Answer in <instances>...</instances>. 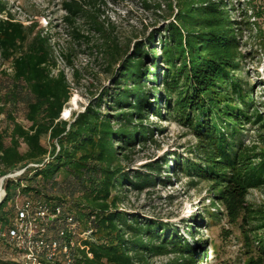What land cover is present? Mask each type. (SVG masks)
<instances>
[{"label":"rangeland","instance_id":"obj_1","mask_svg":"<svg viewBox=\"0 0 264 264\" xmlns=\"http://www.w3.org/2000/svg\"><path fill=\"white\" fill-rule=\"evenodd\" d=\"M68 1L0 0L5 10L0 19L10 15L25 26L36 25L35 33L49 37L57 64L53 73L63 71L73 89L62 114L68 122L105 99V92L114 87L113 73L132 53L134 43H142L144 51L151 53L144 58L143 70H149L144 87L150 92L155 77L156 90L149 100L160 113H149L144 121L153 131L152 141L141 146L136 143L121 164L130 173L145 172V164L170 158L171 170L161 173L168 178L166 185L155 183L143 191L122 189L119 209L170 228L174 235L160 230L159 234L177 236L190 253L181 254L170 246L162 254H147L146 264H187L180 256H191L192 264H264V0H78L84 12L74 28L82 38L74 36L65 21L63 3ZM209 4L219 10L218 21L206 23L210 27L206 32L225 35L232 43L217 51L225 62L221 67H228L229 73L223 72L222 80L207 81L201 89L204 92L211 84L208 92L220 93L212 94L215 107L208 103L210 93L185 82V75L178 79L176 71L164 72L162 60L158 70L151 68L158 61L163 37L156 35L152 42L153 29L175 23L182 12L202 17V8ZM147 6L158 9L147 10ZM213 14L205 16L210 19ZM167 16H171L169 21H163ZM102 36L121 50L122 58L111 69L101 46ZM188 63V59L182 61V65ZM4 72L11 74L12 69L0 57V81L6 80ZM165 79L173 85H167ZM233 83L238 87L233 88ZM110 106L108 101L102 112L115 114ZM9 113L28 125L24 107L8 106L0 117V133L10 129ZM43 143L51 151L47 140ZM6 176L0 173V179ZM5 208L9 210L8 202ZM9 252L0 249V261L6 262Z\"/></svg>","mask_w":264,"mask_h":264},{"label":"trees","instance_id":"obj_2","mask_svg":"<svg viewBox=\"0 0 264 264\" xmlns=\"http://www.w3.org/2000/svg\"><path fill=\"white\" fill-rule=\"evenodd\" d=\"M63 7L67 12L65 21L73 28V35L82 38L74 26L83 16L84 6L78 0H69ZM150 9L158 8H147ZM202 9V17L198 13L185 15L186 12H182L174 18L175 23L160 27L162 29L155 28V33L150 34L152 42L156 35L163 36L158 61L151 68L158 70L162 60L166 67L164 72L176 71L178 79L185 75V82H193L200 92L207 81L222 80L220 75L229 73L227 66L221 67L225 62L217 51L232 45L227 36L205 30L210 28L205 26L206 23L213 19L218 21L219 10L213 4ZM212 11L213 18H207L205 15ZM4 12L0 5V13ZM170 18L164 17L163 21ZM35 28L36 25L25 26L10 15L0 19V57L9 62L12 69L11 74L4 72L6 80L0 81V117L8 106L14 109L22 106L28 124L18 122L9 113L10 129L5 134L0 133V173L25 169L21 176L4 183L7 198L0 204V221L10 214L5 205L12 198L15 187L22 196L62 205L67 212L90 223L94 240L85 244L92 258L78 253L74 264H146L147 254H162L170 246L181 254L190 253L189 247L182 246L177 236L163 238L159 234L160 230L165 235H174L170 228L119 209L123 202L122 189L130 187L143 191L155 183L166 185L168 178H163L161 173L171 170L170 158L145 164V172L130 173L121 164L122 159H128L126 153H131L136 143L141 146L152 141L153 131L144 125V121L148 120L149 113H160L158 108H152L155 104L149 100L156 90L155 77L150 92L147 93L144 87L149 72L143 70L144 58L148 59L151 53L144 51L142 43H134L132 53L123 58L121 66L113 73L114 87L105 92V99H99L75 115L73 122H68L62 119V114L73 96V89L63 71L53 73L57 64L50 39L35 33ZM102 37L101 46L111 69L113 63L122 58L121 50L113 40ZM213 50L216 53L211 54ZM186 59L188 65H182ZM183 67H186L185 72ZM129 81L131 86H128ZM164 82L173 85L166 79ZM211 87L210 84L204 90L210 93L208 103L215 107L217 100L212 94L219 96L220 93L208 92ZM232 87H238L237 83ZM108 101L112 104L113 115L102 112ZM226 135L221 138L225 140ZM44 139L51 151L43 143ZM175 163L178 165L176 158ZM188 257L180 256V260L192 264V257Z\"/></svg>","mask_w":264,"mask_h":264},{"label":"built area","instance_id":"obj_3","mask_svg":"<svg viewBox=\"0 0 264 264\" xmlns=\"http://www.w3.org/2000/svg\"><path fill=\"white\" fill-rule=\"evenodd\" d=\"M24 172L25 169H20L0 179V204L7 198L5 181ZM12 190V198L8 201L10 214L0 221V249L10 251L11 257L0 262L74 264L78 253L92 258L85 244L94 240L90 223L67 212L62 205L22 196L15 187Z\"/></svg>","mask_w":264,"mask_h":264}]
</instances>
